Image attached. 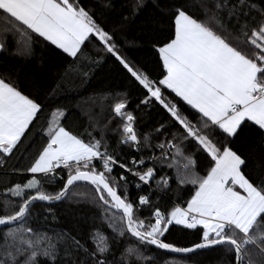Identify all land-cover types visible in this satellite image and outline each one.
Segmentation results:
<instances>
[{
	"label": "snow or ice",
	"instance_id": "snow-or-ice-1",
	"mask_svg": "<svg viewBox=\"0 0 264 264\" xmlns=\"http://www.w3.org/2000/svg\"><path fill=\"white\" fill-rule=\"evenodd\" d=\"M154 3L172 29L155 48L162 64L156 77L97 19L95 7L114 10V0L93 7L82 0H0V56L30 57L39 44L73 69L113 60L142 92L137 110H129L127 99L115 102L105 125L118 145L135 153L128 159L109 151L105 130L100 139L89 133L86 142L65 129L62 110L52 113L29 177L6 187L0 201V264H158L153 249L187 255L217 247L230 255L229 264H264V156L254 159L232 147L245 128L264 144V0ZM144 6L145 0H133L132 14ZM90 48L103 56L93 59ZM88 76L82 71L79 83ZM14 79L0 72V167L21 151L46 107ZM154 110L165 118L142 129L141 113ZM198 155L208 160L203 175ZM129 177L146 193L137 200L130 198ZM58 181L59 190L45 188ZM82 184L91 186V202L109 232L90 229L81 239L70 230L32 226L38 205L44 222L50 217L54 224L52 205L81 203L73 198ZM188 185L194 192L186 207L167 214L156 207L141 218L154 192L175 195ZM171 225L198 230L199 242H166Z\"/></svg>",
	"mask_w": 264,
	"mask_h": 264
},
{
	"label": "trees",
	"instance_id": "trees-1",
	"mask_svg": "<svg viewBox=\"0 0 264 264\" xmlns=\"http://www.w3.org/2000/svg\"><path fill=\"white\" fill-rule=\"evenodd\" d=\"M164 2L171 3L173 0H164ZM176 2H183V0H176ZM82 3L93 7L98 4V0H82ZM114 4L115 8L111 11L102 12L98 6L95 7L97 19L101 20L109 31L115 29L116 40L124 46L123 50L131 60L146 68L153 77L158 76L162 71V64L155 48L166 42L172 32L168 17L161 8L156 7L154 0H145L144 8L136 14H132L133 0H114ZM192 12L194 15L199 14L195 7L192 8ZM125 17L127 19H124ZM120 25L123 27L121 28ZM2 26L3 21H0V27ZM33 49L30 57L0 56V72L10 73L15 78L13 82L18 83L26 94L38 97L46 105L40 116L39 124L25 140L21 151L5 161L3 167H0V201L5 199L6 187L25 182L29 177L30 174L26 172V169L46 140L41 129L46 128L47 121L52 119V113L56 109L64 112V116L60 119L70 134L87 142L90 138L89 133L92 137L100 139V131L105 130L110 152L113 154L122 152L125 159L135 155V153H130L126 146L118 145L117 137L107 132L105 128L109 118L113 115L112 107L115 102L119 99H127L129 110H137V103L142 95L140 88L128 79L124 70L113 60H104L84 70H80L78 66L77 69H73L65 61L53 55L48 48L36 44L33 45ZM89 51L93 59L103 56V53L97 54L91 48ZM82 71L89 72L86 83L83 84L79 83ZM141 115L145 122L141 124L142 129L165 118L164 113L159 110H154L150 114L141 113ZM232 147L254 159L264 156V144L261 143L256 133L248 128L240 132ZM197 160L199 174L203 175L207 169L208 160L204 155H198ZM121 172L122 170L117 167L113 174L118 177ZM129 181L131 199L137 200L139 194H146L138 192L131 183V177ZM62 183L58 181L56 185H45V188L48 191L59 190ZM175 187L176 185L173 184V188ZM90 189L91 186L86 184H82L78 189L80 195L73 199L81 200V203L62 202L52 205L57 217L54 224L50 217L47 223L44 222L45 213L38 205L33 212L34 217L38 214L39 218L34 220L32 226L70 230L81 239L86 238L90 229L109 232L100 218V208L91 202L94 194ZM193 192L191 185L182 187L181 192L175 195L171 192L167 195L163 192H154L152 206L143 210L141 218L147 217L149 212L156 207L167 214L174 206H186V200L191 198ZM2 207L3 204L0 203V209ZM164 239L176 246L190 247L199 242V234L198 230L171 225ZM152 251L158 257V264H166V262H171V264H177V262L180 264H229L231 259L230 255L219 247L186 257H178L162 251L157 252L154 249Z\"/></svg>",
	"mask_w": 264,
	"mask_h": 264
},
{
	"label": "water",
	"instance_id": "water-1",
	"mask_svg": "<svg viewBox=\"0 0 264 264\" xmlns=\"http://www.w3.org/2000/svg\"><path fill=\"white\" fill-rule=\"evenodd\" d=\"M206 250H211V249L198 250L197 253L202 252V251H206ZM197 253L187 254V255H185V254H176V253H167V254L178 256V257H186V256L194 255V254H197Z\"/></svg>",
	"mask_w": 264,
	"mask_h": 264
},
{
	"label": "crops",
	"instance_id": "crops-1",
	"mask_svg": "<svg viewBox=\"0 0 264 264\" xmlns=\"http://www.w3.org/2000/svg\"><path fill=\"white\" fill-rule=\"evenodd\" d=\"M186 207V206H185ZM175 226H178V225H175ZM180 227H182V226H180Z\"/></svg>",
	"mask_w": 264,
	"mask_h": 264
},
{
	"label": "built area",
	"instance_id": "built-area-1",
	"mask_svg": "<svg viewBox=\"0 0 264 264\" xmlns=\"http://www.w3.org/2000/svg\"><path fill=\"white\" fill-rule=\"evenodd\" d=\"M133 179V178H132ZM145 187H147V186H145Z\"/></svg>",
	"mask_w": 264,
	"mask_h": 264
}]
</instances>
